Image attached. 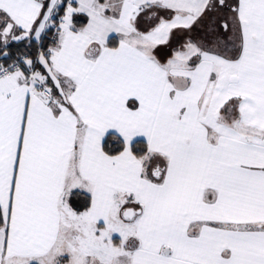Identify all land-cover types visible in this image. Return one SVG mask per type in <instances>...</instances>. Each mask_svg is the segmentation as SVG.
I'll use <instances>...</instances> for the list:
<instances>
[{"label": "snow or ice", "instance_id": "6c2138e0", "mask_svg": "<svg viewBox=\"0 0 264 264\" xmlns=\"http://www.w3.org/2000/svg\"><path fill=\"white\" fill-rule=\"evenodd\" d=\"M0 264H264V0H0Z\"/></svg>", "mask_w": 264, "mask_h": 264}]
</instances>
